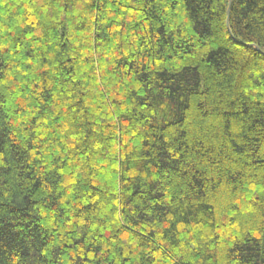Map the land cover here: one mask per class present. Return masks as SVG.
Returning <instances> with one entry per match:
<instances>
[{
	"label": "trees",
	"instance_id": "obj_1",
	"mask_svg": "<svg viewBox=\"0 0 264 264\" xmlns=\"http://www.w3.org/2000/svg\"><path fill=\"white\" fill-rule=\"evenodd\" d=\"M0 264H264V0H0Z\"/></svg>",
	"mask_w": 264,
	"mask_h": 264
}]
</instances>
